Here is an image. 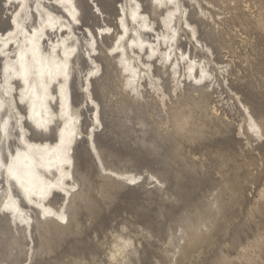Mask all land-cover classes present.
I'll use <instances>...</instances> for the list:
<instances>
[{
  "label": "rangeland",
  "instance_id": "rangeland-1",
  "mask_svg": "<svg viewBox=\"0 0 264 264\" xmlns=\"http://www.w3.org/2000/svg\"><path fill=\"white\" fill-rule=\"evenodd\" d=\"M140 1L160 28L150 0ZM209 1L220 16L217 24L198 19L186 4L200 39L214 52L211 58L228 64L216 83L186 82L175 95L173 79L156 62L154 73L169 95L163 106L149 90L144 98H133L116 63L97 58L102 74L93 80L92 92L101 105L102 126L96 146L106 167L140 174L141 181L130 186L108 178L86 139L79 138L74 174L80 194L68 206L69 222L61 221L59 229L41 215L33 229L38 252L30 258L24 228L16 229L0 214V264H175L185 243L188 256L176 264H264V0ZM122 2L97 0L106 15L100 18L87 0H77L84 25H109L117 32ZM14 8L0 0V32L9 28ZM114 37H104L99 48L105 50ZM179 37L180 49L189 52L187 35ZM89 67L83 58L75 65L84 72ZM79 83L73 84L76 105ZM237 96L261 124L262 136L246 127ZM83 114L86 135L90 112L85 108ZM28 128L32 139L46 138ZM63 198L56 194L52 204L66 205ZM125 243L126 251L112 259Z\"/></svg>",
  "mask_w": 264,
  "mask_h": 264
},
{
  "label": "bare ground",
  "instance_id": "bare-ground-1",
  "mask_svg": "<svg viewBox=\"0 0 264 264\" xmlns=\"http://www.w3.org/2000/svg\"><path fill=\"white\" fill-rule=\"evenodd\" d=\"M123 1L125 2H122L121 7H117V32L115 28L109 25L99 26L97 29L90 25H84L77 0H65L63 4L58 0H4V2L11 3L15 8L9 19V28L0 32V85L4 86V90H7L9 86L14 90L7 96L4 95L3 90H0V98L5 100V108L0 111V119L7 118L9 112H12L13 116L9 122L8 138L5 139L0 133V141H2L0 154L7 157L9 153L15 154L18 148L24 150V143L18 138L20 130L16 126V113L18 112L20 116L24 117L21 122L24 127V142L36 146L33 151L43 154L45 159L42 166H38L36 169V182L40 188L44 189V194L41 195L38 191L32 197L31 203L14 183L11 186V192H9L7 177L3 171H0V214L8 215L10 224L14 225L16 229L20 226L24 228L25 249L28 251L27 254H30V258L38 252L35 249L33 229L34 224L40 223L41 215L46 218V221L54 223L55 228L63 229L61 223L63 220L69 222L68 206L72 198L80 194L76 193L80 188L74 174L75 149L79 138L86 139L89 152L97 156L101 169L108 178L127 182L130 186L141 181L142 175L140 174L116 171L106 167L96 146L95 138L98 127L102 126L101 105L94 98L92 92L93 80L99 76L100 72L102 74L101 64L97 61L98 57L111 58L116 66L121 69V74L124 77L123 88L129 95L132 94L133 98H140V96L144 98L143 91L149 90L158 97L163 106L166 105V99L169 95L166 93L161 79L154 73V63L161 64V67L170 74V78L175 83L173 91L175 95H178L177 90H180L181 86H183L182 89L185 88L186 82L194 87H204L207 83L210 86L213 82L216 83L218 71L223 72L228 65L219 64L211 58L214 56L212 48L203 43L199 36L197 24L190 20L191 15L186 2L197 11L195 13H197L198 19L217 24L216 19H220V16L216 17L210 10H215V6L209 0H173L171 4L168 3V0H161L163 7L157 4L156 0H150L152 12L157 17L160 28H157L156 21L148 14L149 12L144 10L140 0ZM38 2L40 4L39 9L36 7ZM87 2L91 4L92 12L95 15L106 18L97 0H87ZM133 13H135V20H133ZM49 14L56 20L55 31L47 26ZM73 16L76 18L75 21H73ZM21 28L24 31H21ZM41 28L44 29L43 35L37 32V36L40 37L38 43L41 53L47 56L52 54V50L55 48L54 55L57 62L63 64L66 61L67 79L65 80L63 73L58 78L54 77L48 89L50 98L45 102L46 110L38 104L36 112L39 115L33 116L29 104L19 102L20 89L24 87L23 83L12 78L8 84H5L4 67L5 64L11 65L17 59L22 48L31 47L27 41L33 39L32 31ZM10 32L12 35H8ZM25 32H27V36ZM181 34L187 35V40L191 43L189 52L181 50V46L179 47ZM108 35L115 36L113 42L106 46L105 50H101L99 41H103L104 37ZM5 43L7 44L6 47L4 46ZM199 53L203 55L198 58L197 54ZM81 58L90 66L86 72L75 68L77 61ZM77 81L80 82L81 102L79 105L74 103L73 98V84ZM62 86L63 93L61 92ZM51 97H55V100H52ZM237 99L246 115V127L253 133L262 136L261 124L238 96ZM13 101L15 103L14 109L9 107V103ZM61 103H63V108ZM21 106L25 111L21 110ZM85 108L90 112L91 119L86 135H84L82 119ZM69 115L72 117L70 120L67 119ZM29 116L32 118L29 119ZM41 119L47 121L46 131L36 126V121ZM28 125L40 130L46 138L32 139ZM65 125H67L66 129ZM90 128L91 130H89ZM61 129L65 130L64 144H61ZM50 136H53L54 140H51ZM11 143L15 144L14 149L11 147ZM65 148L70 163L61 166L56 159V154ZM4 150H7V155ZM58 193L64 196L63 201L66 205L61 204L57 208L52 204L51 199ZM10 197L17 200L19 211L4 209V204ZM35 212H38L37 221L34 219ZM45 223L47 224V222ZM45 223L43 224L45 225ZM47 226L46 232L51 229V226L50 229ZM47 234L50 235V233ZM189 245L185 243L179 257H175L177 252L172 255L175 257V264L181 257L188 256ZM127 246L126 243L119 245L112 254V259H115L117 255H122Z\"/></svg>",
  "mask_w": 264,
  "mask_h": 264
},
{
  "label": "snow or ice",
  "instance_id": "snow-or-ice-1",
  "mask_svg": "<svg viewBox=\"0 0 264 264\" xmlns=\"http://www.w3.org/2000/svg\"><path fill=\"white\" fill-rule=\"evenodd\" d=\"M60 3H64L65 0H58ZM157 4L160 6H164L161 3V0H156ZM168 3H173V0H168ZM37 9L40 8L39 2L36 5ZM76 18L73 16V21ZM133 20H135V13H133ZM78 22V21H76ZM15 23V21H14ZM56 20L53 18L51 14L48 16L47 26L51 27L53 31H55ZM19 27V25H17ZM21 31H24L21 28ZM44 29H34L32 31L33 39L27 41L28 44L31 45L30 48H22L18 53L17 59L13 61L11 65L5 64L4 73H5V84H8V81L12 78H15L21 81L24 85L22 89H20V97L19 102L21 104L28 103L29 109L32 115H39L36 112L37 105L39 104L42 108L46 110V101L49 97V87L53 82L54 77L58 78L61 73H63L65 80L67 79V64L66 61L61 64L57 62L55 58L56 49L53 48L52 54L43 55L40 51V45L38 43L39 36H37V32L43 35ZM8 35H12L10 32ZM27 36V32H25ZM5 47L7 44L5 43ZM29 53L31 54L29 56ZM199 82V81H198ZM131 83V81H130ZM0 90L4 91V95L7 96L14 89L9 86L7 90H4V86L0 85ZM61 92L63 93V86L61 87ZM52 100H55V97H51ZM9 107L15 108V103L10 102ZM61 107L63 108V103H61ZM5 108V100L0 98V111H3ZM32 116H29L31 119ZM13 119L12 112L8 113L7 118L0 119V133L3 134L4 138L7 139L9 136L10 128L9 122ZM67 119H72L69 115ZM24 120L23 116H20L19 113H16V126L20 130L19 139L24 143V150H20L19 148L15 151V154L9 153L7 157L0 154V171H3L7 177V182L9 184V192L12 190V184L22 192L25 198L28 201L32 202V197L39 191L41 195L44 194V189L40 188L37 184V174L36 169L38 166H42L44 162V155L38 152H34L33 146L24 142V127L22 125V121ZM47 121L41 119L36 121V126L38 128H42L43 130H47L46 127ZM67 125H65V129ZM61 136V144L65 143V130H60ZM2 143V141H0ZM70 143V141H69ZM47 147V146H45ZM56 159L59 161L60 165L70 163V160L67 158V149L65 148L63 151H58L56 154ZM133 183L135 181H132ZM4 209L8 211H19L18 202L13 198H9L8 201L4 204ZM62 218V217H61Z\"/></svg>",
  "mask_w": 264,
  "mask_h": 264
}]
</instances>
